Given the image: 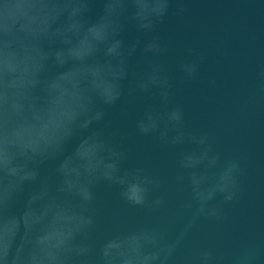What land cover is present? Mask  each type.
<instances>
[{
  "label": "clouds",
  "instance_id": "clouds-1",
  "mask_svg": "<svg viewBox=\"0 0 264 264\" xmlns=\"http://www.w3.org/2000/svg\"><path fill=\"white\" fill-rule=\"evenodd\" d=\"M94 0H0V217L8 215L23 196L27 202L28 185L39 178V166L45 155L54 158L70 138L65 129L60 141L48 145L45 154L36 151L33 142L24 138L22 130L32 119L37 107L51 108L61 103L80 105L86 119L80 125L88 129L100 125L76 155L83 175L72 178L63 163L54 170L60 180L59 191L80 199L83 215L76 233L57 237L37 234L18 257V264H171L179 240L169 238L166 230L146 225L124 238H111L97 245L100 207L95 188L104 184L116 190L125 206L156 213L167 206L163 179L146 165L128 166V135L106 120L107 108L124 100L132 104L147 98V103L134 121L139 137L150 138L161 149L170 145L192 143L197 150L180 152L175 166L181 170L177 183L187 179L191 186L198 216L224 219L223 205L238 198L240 177L246 174L243 158L226 157L214 150L208 133L190 131L185 123L183 107L172 105V80L163 62L170 49L160 33V25L169 16L184 17L190 9L187 0H102V12L93 21L89 14ZM43 16L46 24L37 25ZM101 23L104 37L94 40L87 53L79 47L83 34ZM78 24L82 32L71 30ZM131 28L134 39L124 34ZM140 55L142 65L133 61ZM202 56L182 62L179 70L185 80H194ZM71 63L73 68L65 70ZM75 76L71 96L60 99L53 88L57 80ZM31 161L27 174H21L18 163ZM223 159L226 178L209 183L207 175L193 171L200 165L212 167ZM218 202V203H216ZM226 259L214 248L196 254L197 264H222ZM0 264L8 258L0 254Z\"/></svg>",
  "mask_w": 264,
  "mask_h": 264
},
{
  "label": "water",
  "instance_id": "water-1",
  "mask_svg": "<svg viewBox=\"0 0 264 264\" xmlns=\"http://www.w3.org/2000/svg\"><path fill=\"white\" fill-rule=\"evenodd\" d=\"M102 7V0H94L91 20L101 14ZM187 7L190 11L184 17L170 15L160 25L170 49L163 62L173 85L171 103L183 107L188 130L208 133L215 151L243 158L246 174L240 177L238 198L223 205L222 221L198 216L195 208H186V204L194 203L189 173H183V184L177 183L175 176L181 170L175 161L178 153L197 150V145L185 143L161 149L150 138L139 137L134 121L143 106L153 101L145 98L127 104L122 100L107 108L106 120L128 135V166L142 163L163 179L167 206L156 213L129 208L118 200L115 189L97 184L101 211L93 238L99 245L152 225L180 241L171 264H197V252L207 248L226 257L222 264H264V0H187ZM36 23L44 26L46 21L39 16ZM104 29L101 23L85 32L79 52L87 53L94 40L104 37ZM71 30L82 32L78 24ZM135 35L129 28L124 38L131 40ZM197 56L203 57L198 75L185 80L179 65ZM143 63L140 55L133 61L134 65ZM72 68L71 63L65 65L69 73ZM75 82L71 74L55 81L53 88L60 93L61 101L71 96ZM86 118L80 105L38 106L22 130L23 137L42 155L49 144L63 138L65 129L70 127L72 135L63 138V147L54 158L45 155L39 178L28 185L31 195L27 202L22 196L8 215L0 217V254L8 258V264H18L19 254L37 234L54 238L68 233L79 235L77 229L84 214L80 199L58 190L60 180L54 170L63 163L72 178L83 175L75 154L87 147L100 127L93 123L81 129ZM30 164L27 159L19 161L20 173L26 175ZM193 171L206 174L209 183L226 178L223 159L212 167L200 165ZM34 264H40L39 254Z\"/></svg>",
  "mask_w": 264,
  "mask_h": 264
}]
</instances>
